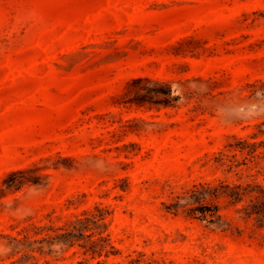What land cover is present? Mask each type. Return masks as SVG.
Returning a JSON list of instances; mask_svg holds the SVG:
<instances>
[{"label":"rangeland","instance_id":"374dc122","mask_svg":"<svg viewBox=\"0 0 264 264\" xmlns=\"http://www.w3.org/2000/svg\"><path fill=\"white\" fill-rule=\"evenodd\" d=\"M256 80L264 0H0V264H264Z\"/></svg>","mask_w":264,"mask_h":264},{"label":"trees","instance_id":"16d2710c","mask_svg":"<svg viewBox=\"0 0 264 264\" xmlns=\"http://www.w3.org/2000/svg\"><path fill=\"white\" fill-rule=\"evenodd\" d=\"M191 43L192 42L187 41L185 45H191ZM180 52L181 50L175 51V53H180ZM229 77H230L229 73L223 72L221 74L218 75L216 74L214 77L209 78L208 80L204 81V83L208 85L209 90L212 91V89L214 90L217 88H221V83L223 82L226 83L225 81L228 80ZM194 85L195 84L191 82L190 86H188L191 92H193L194 89L196 88V86ZM263 85L264 84L262 82L256 80L255 82L246 84V86H244V88L242 89V92H247L249 95H251L255 91H257L260 86ZM163 86L165 87L163 88ZM163 86L152 88V90L155 92L169 94L170 86L169 85H163ZM255 132H254V136L251 137L252 140H255L253 142H250L249 139H244V140H235L234 142H229L226 145L228 148L238 151L242 155H244L245 164L246 162L258 164L257 162L258 159H260L261 157L264 159V141L256 142L257 136H255L257 133L264 135V130H259L258 128L255 130ZM233 137L236 136H227L226 139ZM240 164L241 163L237 161L234 165L238 166ZM42 165L44 164L38 165L37 168L40 169ZM33 183H38V180L35 176H33ZM206 185L207 186L204 185L201 186L203 188L204 193L205 191L210 192L215 197H218L219 195H223L228 199L231 205H237L243 202L245 197H248V201L240 208V210H243L248 217L256 216L258 219L259 217L260 218L264 217V186L258 183L257 181L240 182L237 184L234 183L233 185L223 184V183L216 184L215 186L210 184H206ZM200 200L203 199L201 198ZM29 218L32 217H28V219ZM13 239L19 244L22 243L21 240L19 239L16 238ZM98 255L101 256L102 255L101 252H98ZM24 256L26 258L29 257L27 256L26 253ZM7 264H24V263L20 261V257H19L17 258V260H12Z\"/></svg>","mask_w":264,"mask_h":264}]
</instances>
